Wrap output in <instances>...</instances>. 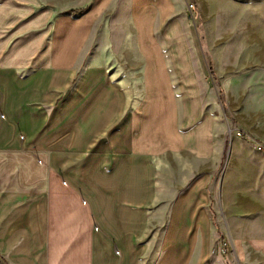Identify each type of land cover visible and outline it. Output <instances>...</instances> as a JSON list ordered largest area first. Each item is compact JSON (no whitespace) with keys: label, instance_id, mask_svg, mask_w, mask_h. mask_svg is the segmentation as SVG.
I'll list each match as a JSON object with an SVG mask.
<instances>
[{"label":"crops","instance_id":"0c3cea01","mask_svg":"<svg viewBox=\"0 0 264 264\" xmlns=\"http://www.w3.org/2000/svg\"><path fill=\"white\" fill-rule=\"evenodd\" d=\"M97 10L88 22L87 10L75 19L63 15L84 20L75 54ZM62 24L41 0H0V264H141L149 251L137 242L150 175L147 151L152 143L179 144L174 119L162 107L136 108L128 78L114 83L97 61L49 113L45 103L68 86L58 71L71 62L56 56L66 36ZM27 102L36 110H24ZM125 105L130 109L121 131L87 156ZM61 132L67 135L59 138ZM211 181L204 174L179 191L175 217L150 264H229L220 252L226 243L237 264H264V189L253 177L228 174L221 230Z\"/></svg>","mask_w":264,"mask_h":264},{"label":"rangeland","instance_id":"374dc122","mask_svg":"<svg viewBox=\"0 0 264 264\" xmlns=\"http://www.w3.org/2000/svg\"><path fill=\"white\" fill-rule=\"evenodd\" d=\"M41 7L52 9L56 24L65 20L60 28L66 36L56 56L71 62L58 71L68 86L50 105L45 103L49 113L58 110L90 62L97 61L114 83L128 78L136 108L162 107L174 119L179 144L152 143L147 151L150 175L137 242L149 245V251L141 264L150 253L147 264L153 262L175 217L179 191L196 177L212 175V213L223 230L219 203L227 175L253 177L264 189V0H41ZM74 9L89 11L83 17L87 22L98 9L76 54L84 20H72L80 14ZM23 108L32 112L36 105L27 102ZM129 109L109 119L87 156L121 131ZM137 134L133 130L132 136ZM220 252L229 264H237L228 243Z\"/></svg>","mask_w":264,"mask_h":264},{"label":"trees","instance_id":"16d2710c","mask_svg":"<svg viewBox=\"0 0 264 264\" xmlns=\"http://www.w3.org/2000/svg\"><path fill=\"white\" fill-rule=\"evenodd\" d=\"M86 11V9H80V10H72L71 12H79V13H84ZM209 69H210V72H211V77L216 80V74L214 73L213 71V68H212V65L209 64ZM219 96H220V100L221 102L224 104L223 102V97H222V89L219 87Z\"/></svg>","mask_w":264,"mask_h":264}]
</instances>
